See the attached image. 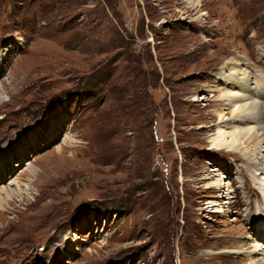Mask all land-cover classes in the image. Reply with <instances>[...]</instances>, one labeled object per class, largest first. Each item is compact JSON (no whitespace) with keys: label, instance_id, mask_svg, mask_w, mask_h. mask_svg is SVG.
<instances>
[{"label":"rangeland","instance_id":"374dc122","mask_svg":"<svg viewBox=\"0 0 264 264\" xmlns=\"http://www.w3.org/2000/svg\"><path fill=\"white\" fill-rule=\"evenodd\" d=\"M198 1L0 0V189L41 174L0 264L263 262L262 176L211 143L227 66L264 85V0Z\"/></svg>","mask_w":264,"mask_h":264},{"label":"bare ground","instance_id":"6f19581e","mask_svg":"<svg viewBox=\"0 0 264 264\" xmlns=\"http://www.w3.org/2000/svg\"><path fill=\"white\" fill-rule=\"evenodd\" d=\"M187 1H189L192 6L200 4V1L198 0ZM227 67H229V69L227 70L229 71V74H226L228 78H224L225 81L229 80L230 82V76L233 74L237 76L242 75V78H240V80H238L237 82L236 80H232L234 81V83L238 84H230L233 85V91L231 90V93H228L229 100H227L226 102L228 103V106L231 105V107L233 108V117L230 121L233 122L235 127H232V131L226 129V127L228 126L219 127L216 136L211 143L212 150H224L227 152L239 153L245 159L249 168L253 170L256 175L259 172L260 176H262L261 179L256 177L255 183L257 180V182L260 181V185H264V85H262L263 81L260 82L261 76L259 75V73L255 74L253 71H247L243 69L236 70L233 67V63H231ZM230 70H234L235 72L230 73ZM254 78L258 79L259 83L258 85L251 87L249 85L251 83L253 84L252 80ZM217 116L221 119L223 118V114H221V112H218ZM10 161L12 162L13 158H11ZM29 169V172H31L33 178H35L33 182L31 181L32 183L30 182V185L25 184L22 186L20 184V180H17L14 184L15 186L10 184L8 187L0 189V208H6L5 206L8 203L14 201L17 198L21 199L22 201L24 200L26 192H29L31 190L29 188H32V186H34V183L36 182V180H38L41 175L38 174V171L36 172L35 168H32V166H30ZM208 186L212 188L209 183ZM254 227L257 228V226ZM260 227L264 229V220L261 221V224L257 228L259 231L255 230V232L258 231L259 233L258 235L260 237V242H263L264 244V230H260ZM233 247L243 249L244 245L242 241L234 242ZM252 264H264V259L263 262L254 261Z\"/></svg>","mask_w":264,"mask_h":264},{"label":"trees","instance_id":"16d2710c","mask_svg":"<svg viewBox=\"0 0 264 264\" xmlns=\"http://www.w3.org/2000/svg\"><path fill=\"white\" fill-rule=\"evenodd\" d=\"M89 90V89H88ZM87 92H89L90 94H92V95H90V96H93V90H90V91H87ZM157 112H156V110L153 112V117H152V120H151V126H152V124H153V122L155 121V118H156V116H154L155 114H156ZM151 132H153V131H151ZM153 139H154V137H153ZM141 191H145V189H141Z\"/></svg>","mask_w":264,"mask_h":264}]
</instances>
